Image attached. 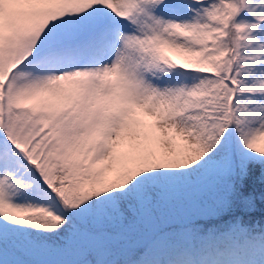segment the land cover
Segmentation results:
<instances>
[{"label":"snow or ice","instance_id":"6c2138e0","mask_svg":"<svg viewBox=\"0 0 264 264\" xmlns=\"http://www.w3.org/2000/svg\"><path fill=\"white\" fill-rule=\"evenodd\" d=\"M0 264H264V0H0Z\"/></svg>","mask_w":264,"mask_h":264},{"label":"rangeland","instance_id":"374dc122","mask_svg":"<svg viewBox=\"0 0 264 264\" xmlns=\"http://www.w3.org/2000/svg\"><path fill=\"white\" fill-rule=\"evenodd\" d=\"M175 58V57H174Z\"/></svg>","mask_w":264,"mask_h":264}]
</instances>
